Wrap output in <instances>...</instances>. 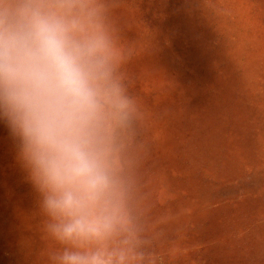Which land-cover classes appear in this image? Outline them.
<instances>
[{
    "label": "rangeland",
    "instance_id": "obj_1",
    "mask_svg": "<svg viewBox=\"0 0 264 264\" xmlns=\"http://www.w3.org/2000/svg\"><path fill=\"white\" fill-rule=\"evenodd\" d=\"M148 113L135 212L156 264H264V0H112ZM0 122V264H45Z\"/></svg>",
    "mask_w": 264,
    "mask_h": 264
},
{
    "label": "clouds",
    "instance_id": "obj_2",
    "mask_svg": "<svg viewBox=\"0 0 264 264\" xmlns=\"http://www.w3.org/2000/svg\"><path fill=\"white\" fill-rule=\"evenodd\" d=\"M112 0H0V122L38 194L45 264H156L135 212L148 113Z\"/></svg>",
    "mask_w": 264,
    "mask_h": 264
}]
</instances>
